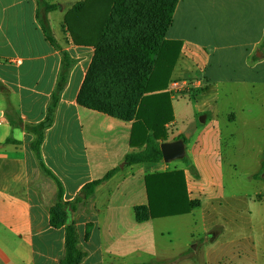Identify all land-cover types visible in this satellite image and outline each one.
I'll use <instances>...</instances> for the list:
<instances>
[{
	"label": "crops",
	"instance_id": "crops-1",
	"mask_svg": "<svg viewBox=\"0 0 264 264\" xmlns=\"http://www.w3.org/2000/svg\"><path fill=\"white\" fill-rule=\"evenodd\" d=\"M105 1L49 0L57 6L46 17L59 46L55 49L46 41L36 18L35 0H0V264H59L63 254L64 229L49 225L48 211L56 200V184L40 171L29 149L33 136L24 130V126L36 125L44 118L60 68V51L70 57L72 64L53 125L44 134L40 148L43 164L60 182L64 202L82 197L81 190L87 183L119 169L111 180L96 189L89 203L92 212L69 215L86 252L80 264H87L92 257L88 248L92 240L96 242L99 259L103 261L106 256V264H112L109 253H114L117 236L116 185L125 187L122 195L130 201L126 206L133 221L128 219L125 224L130 231L154 220L140 223L134 214L136 207L147 205L145 179L181 172L188 200L196 203L195 208L204 201L223 202L228 208L232 201L244 199L223 192L224 140L228 155L248 151L264 162L262 148H241L246 143L255 147L257 140L264 143V0L178 1L165 36L166 41L179 44L168 84L188 83L175 96L190 94L200 118L199 126L189 129L191 138L185 140L184 166L172 169L163 161L125 166L124 157L144 147L149 131L143 124L136 127L133 121L112 119L76 103L94 51L95 28L87 23L88 18ZM80 2L85 4L83 12L73 13L75 3ZM177 68L181 76L176 80ZM169 86L164 90L167 93ZM156 93L148 94L149 98ZM169 99H173L172 94ZM12 121H20L22 127L13 128ZM174 121L164 126L167 140L160 139L159 143L183 135ZM8 139L14 144H6ZM262 179L264 174L259 177L264 185ZM256 196L263 199H254L255 202L264 204V186ZM164 203L159 214L162 217L158 218L172 217L166 216L165 207L170 205L167 200ZM103 206L106 208L102 217ZM232 221L229 216L228 223ZM87 223H92L93 229L85 242ZM238 243L237 247L230 241L229 249L242 251L245 256L250 248H255L249 237H240Z\"/></svg>",
	"mask_w": 264,
	"mask_h": 264
},
{
	"label": "trees",
	"instance_id": "trees-1",
	"mask_svg": "<svg viewBox=\"0 0 264 264\" xmlns=\"http://www.w3.org/2000/svg\"><path fill=\"white\" fill-rule=\"evenodd\" d=\"M179 0H107L98 6L97 12L88 18V24L95 28L94 51L84 80L77 94L79 107L112 119L143 124L149 134L144 147L124 157V165L134 166L162 161L158 140H167L165 125L172 121L169 105L170 71L179 46L166 41L165 36L173 22V15ZM36 18L40 23L46 41L58 49L52 37L47 15L56 11L57 6L49 0H35ZM84 3L76 4L73 13L83 12ZM61 62L54 89L50 95L43 120L36 125H26L24 130L32 134L29 149L40 171L56 184V200L49 209V225L53 229H64V250L59 264H80L86 252L79 244L74 221H69L70 213L89 214L96 189L111 180L119 169L107 172L102 178L87 183L81 190L82 197L72 202L63 201V188L54 175L45 167L40 148L44 134L54 122L55 110L64 91L72 60L60 51ZM158 92L152 98L148 94ZM170 110V115L166 118ZM157 123V124H156ZM158 124L162 134L156 136ZM13 128H21L22 123L12 121ZM183 139L182 136L175 140ZM185 142V140H184ZM6 144H14L8 139ZM17 144V143H15ZM264 170V164H263ZM257 177V176H256ZM151 185L153 190L151 189ZM147 205L134 209L137 222L162 217L164 200L168 215L187 214L196 203L188 200L181 172L173 171L153 175L145 179ZM159 187V188H158ZM166 192V193H165ZM168 192L171 195H168ZM256 196L255 200H262ZM94 209V208H93ZM93 229L92 223L85 225L83 240L87 242Z\"/></svg>",
	"mask_w": 264,
	"mask_h": 264
},
{
	"label": "rangeland",
	"instance_id": "rangeland-1",
	"mask_svg": "<svg viewBox=\"0 0 264 264\" xmlns=\"http://www.w3.org/2000/svg\"><path fill=\"white\" fill-rule=\"evenodd\" d=\"M180 74L177 68L174 78L177 80ZM169 105L172 121L175 119V126L182 132V138L185 136L186 141L189 140L191 138L189 129L199 126L200 118L195 113L194 98L190 94L173 96V99H169ZM169 115L168 109L166 118ZM162 129L161 124H158L154 134L161 135ZM238 132L240 133V129ZM245 132L255 134L253 130H245ZM250 137L255 138L254 135ZM257 141L258 144L254 143L255 147L246 143L241 148L264 150V143ZM224 142L226 145V140ZM225 145L222 170L223 192L227 196H240L244 200L232 201L228 208L223 202L212 204L204 201L201 206L194 208L187 215L150 220L139 228L129 231L125 224L128 219L133 221L132 212L126 206L130 201L128 196L122 195L125 187L120 188V185H116L114 233L117 236L114 237V253H109L113 259L112 264H264V204L254 200V196L260 194L264 186L259 180L264 174L262 168L264 162L259 161L256 155L248 151L230 156L225 151ZM183 163V160H176L166 165L169 169L182 168ZM123 178L125 177L120 178V182ZM100 197L101 195L98 198ZM105 208L103 206L102 217L105 215ZM229 216L234 220L231 223H228ZM242 236L254 240L255 248L249 249L247 254L250 255L249 257L244 256L242 251H232L228 247L230 241L238 247V239ZM88 248L92 257L87 264H106V256L103 261L99 259L95 240H92Z\"/></svg>",
	"mask_w": 264,
	"mask_h": 264
},
{
	"label": "water",
	"instance_id": "water-1",
	"mask_svg": "<svg viewBox=\"0 0 264 264\" xmlns=\"http://www.w3.org/2000/svg\"><path fill=\"white\" fill-rule=\"evenodd\" d=\"M183 139L173 140L169 142L160 143L159 149L162 156V161L169 164L176 160H182L185 157V142Z\"/></svg>",
	"mask_w": 264,
	"mask_h": 264
},
{
	"label": "built area",
	"instance_id": "built-area-1",
	"mask_svg": "<svg viewBox=\"0 0 264 264\" xmlns=\"http://www.w3.org/2000/svg\"><path fill=\"white\" fill-rule=\"evenodd\" d=\"M188 85L187 82H171L169 86V93L173 96L178 95L180 91ZM1 122V119H0Z\"/></svg>",
	"mask_w": 264,
	"mask_h": 264
}]
</instances>
